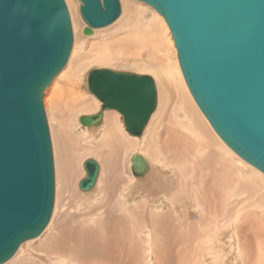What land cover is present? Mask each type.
<instances>
[{
    "label": "rangeland",
    "instance_id": "rangeland-1",
    "mask_svg": "<svg viewBox=\"0 0 264 264\" xmlns=\"http://www.w3.org/2000/svg\"><path fill=\"white\" fill-rule=\"evenodd\" d=\"M119 1L121 12L112 25L84 35L86 24L79 12L81 2L64 0L71 20L73 46L65 67L52 80L42 100L54 161L53 211L43 233L23 243L4 264H12L20 258L25 264H122L115 250L123 253L126 264H246L250 256L245 255V250L248 251L250 242L242 235L251 222H257V216L264 221V174L226 147L193 102L164 19L148 4L137 0ZM128 23L132 25L127 26ZM131 33L136 34L141 43L123 53L117 49L119 60L114 63L93 61L99 47L116 43L121 37L129 38ZM82 57L86 60L80 61ZM76 68V74L66 80V74ZM98 68L150 75L154 79L158 104L140 138L127 135L115 111L104 112L99 128H84L78 123L82 115L96 114L101 107L86 87L87 74ZM182 95L187 109L181 102ZM78 99L93 105L94 110L82 111ZM188 109L204 126L209 142L195 132L189 122ZM107 116L115 125L116 134L132 146L120 159L109 155L106 149L100 157L89 154L102 145ZM168 130L192 139L194 156L187 158L188 162L174 163V156L168 152L163 153L165 161L154 160L146 154L152 138V145L160 152L161 138ZM211 140L218 143L237 175L230 188L222 187L225 197L220 209L213 207L207 197L209 179L214 176L209 166ZM134 153L142 155L149 163V174L143 179L130 173L129 160ZM76 156L80 158L77 163ZM87 159L98 163L100 175L94 188L81 192L78 183L85 177L83 162ZM153 175L157 178L152 179ZM178 184V189L174 188ZM165 187L172 191L167 194ZM188 211L198 212L208 226ZM213 211L221 214L217 222L208 218L207 214ZM164 216L168 222L173 220L171 227L162 224ZM183 242H189V246L176 249ZM257 256L254 264H264L263 244L258 245Z\"/></svg>",
    "mask_w": 264,
    "mask_h": 264
},
{
    "label": "water",
    "instance_id": "water-1",
    "mask_svg": "<svg viewBox=\"0 0 264 264\" xmlns=\"http://www.w3.org/2000/svg\"><path fill=\"white\" fill-rule=\"evenodd\" d=\"M77 1L84 35L121 12L119 0ZM137 1L168 25L184 82L215 134L264 174V0ZM72 46L64 0H0V264L50 221L55 175L42 100ZM86 87L101 107L78 119L84 127H99L105 111H117L125 132L140 137L158 104L150 75L92 69ZM83 170L78 189L89 192L99 167L87 159ZM130 171L142 179L148 164L135 154Z\"/></svg>",
    "mask_w": 264,
    "mask_h": 264
},
{
    "label": "bare ground",
    "instance_id": "bare-ground-1",
    "mask_svg": "<svg viewBox=\"0 0 264 264\" xmlns=\"http://www.w3.org/2000/svg\"><path fill=\"white\" fill-rule=\"evenodd\" d=\"M163 18V17H162ZM76 22V21H75ZM131 23H128L127 26H129ZM132 25V24H131ZM168 27V25H167ZM100 29V28H99ZM169 29V28H168ZM170 32V31H169ZM131 37L126 38V37H121V39L117 40L116 43H109L108 45H104L103 47H99L98 51H97V58H95L93 61L95 63H114L115 61L120 59L119 55H116V51L117 49H119L120 52H125L127 51L129 48H131V46H135L138 43H141V41L137 38L138 36L136 34H132L131 33ZM172 35V34H171ZM173 39V38H172ZM111 56V57H110ZM85 61L86 57H82L80 59V61ZM79 61V63H80ZM91 61V60H90ZM66 65V64H65ZM65 67V66H64ZM63 67V68H64ZM63 70V69H62ZM61 70V71H62ZM76 69H73L71 72H69L68 74H66L65 79L68 80L70 78H72L75 74H76ZM181 70V69H180ZM60 71V73H61ZM59 73V74H60ZM58 74V75H59ZM88 75V74H87ZM183 77V76H182ZM184 80V79H183ZM53 82V81H52ZM51 82V83H52ZM51 83L47 86V88L51 85ZM186 85V84H185ZM47 88L45 90V92L47 91ZM188 88V87H187ZM44 92V94H45ZM190 93V92H189ZM191 95V94H190ZM94 97V96H93ZM181 97V102L184 104V107L186 108V98L185 96ZM44 98V95H43ZM192 98V97H191ZM79 100V99H78ZM193 100V99H192ZM81 101V102H80ZM194 102V101H193ZM189 104V103H188ZM196 104V103H195ZM197 105V104H196ZM78 106H83L82 111H86V112H91L94 110L93 105L90 104H85V102H83V100H79L78 101ZM188 107V106H187ZM190 107V106H189ZM198 107V106H197ZM157 108V107H156ZM187 109V108H186ZM117 112V111H116ZM159 112V111H158ZM98 113V112H97ZM96 113V114H97ZM202 114V113H201ZM94 115V114H92ZM120 115V114H119ZM187 115L189 118V122L191 125H193V128L195 130V132H197V134L199 135V137H201V139L203 138L206 142H209L210 138L208 136L207 131L205 130L204 126L202 127L200 124L199 119H197L194 115V113L192 112V110L188 109L187 111ZM203 115V114H202ZM204 116V115H203ZM205 118V117H204ZM111 118L109 116L106 117L105 119V128L102 132L103 134V140H102V145L99 146L100 149H98L96 152H89V154L93 155V156H103V150H107L109 155H113L114 157L120 159L121 155L126 154V152L131 151L132 150V146L130 144H128V142H126L124 139H122V137H120V135L116 134L115 132V125L112 122H109ZM206 119V118H205ZM120 120H121V116H120ZM207 120V119H206ZM207 122L209 123V121L207 120ZM123 123V122H122ZM102 124V123H101ZM100 124V125H101ZM149 124V123H148ZM99 125V126H100ZM210 125V123H209ZM124 126V125H123ZM84 127V126H83ZM147 127V126H146ZM211 127V125H210ZM85 128V127H84ZM87 128H95V127H87ZM99 128V127H96ZM192 127L190 129H193ZM212 129V127H211ZM125 130V128H124ZM145 130V129H144ZM180 130V128H179ZM178 130V131H179ZM213 130V129H212ZM185 131V130H184ZM144 132V131H143ZM175 131H169L168 133H165L163 138H161V142H160V152L156 151L153 144V138L150 141L151 146L149 145L147 147V150L145 151L146 154L150 157L153 158L154 160L157 161H165L163 157V153H171V155H173L174 157H172V161L174 163H186V161L188 162L187 158H192V155L194 152V143L192 142V139L186 137V138H182L179 137V135L174 133ZM214 132V131H213ZM215 133V132H214ZM143 134V133H142ZM141 134V136H142ZM128 135V134H127ZM216 135V134H215ZM129 136V135H128ZM140 136V137H141ZM187 135H184V137ZM217 136V135H216ZM130 137V136H129ZM140 137H136V138H140ZM134 138V137H131ZM219 138V136H218ZM221 139V138H219ZM208 140V141H207ZM160 141V140H159ZM222 141V139H221ZM212 142V140H211ZM223 142V141H222ZM224 143V142H223ZM200 144V143H199ZM218 144V143H217ZM216 143L212 142L209 143L208 145V151L211 154V159L212 162L209 164L210 166V171L214 172V176L210 177V182L208 184V190H207V197L208 199H210V202L212 203V205H214L213 207H219L220 204H222V199L225 197V195H223V186L225 187H229L232 183V181L234 180V178L236 179L237 175L234 174L233 170L231 169V166L229 165V163L226 161V158L223 156V152L220 150V146L217 145ZM225 144V143H224ZM204 145V144H203ZM226 145V144H225ZM207 146V145H206ZM227 147V146H226ZM206 148V147H205ZM228 148V147H227ZM229 149V148H228ZM230 150V149H229ZM197 151V150H196ZM231 151V150H230ZM233 153V152H232ZM138 154V153H134ZM76 155V154H75ZM140 155V154H139ZM225 155V154H224ZM236 155V154H235ZM133 156V155H132ZM131 156V157H132ZM142 156V155H140ZM194 156V155H193ZM77 157V156H76ZM143 157V156H142ZM145 159V161L148 164V171L146 172V175L143 177L145 178L149 173V163L147 161V159L145 157H143ZM80 158L77 157L76 158V163ZM131 159V158H130ZM93 160V159H92ZM74 161V160H73ZM85 162V161H84ZM83 162V163H84ZM130 163V160H129ZM171 163V162H170ZM98 164V163H97ZM172 165V164H171ZM184 166V165H183ZM99 167V165H98ZM71 168V167H69ZM209 169V167H208ZM100 170V169H99ZM69 171V170H68ZM131 173V171H130ZM85 174V172H84ZM99 174V173H98ZM86 175V174H85ZM100 175V174H99ZM211 176V175H210ZM99 177V176H98ZM134 177V176H133ZM142 178V179H143ZM157 178L155 175L152 176V179ZM251 178V177H249ZM206 179V178H205ZM254 179V178H251ZM151 180V179H150ZM98 181V178H97ZM235 181V180H234ZM97 183V182H96ZM154 182L152 181V184ZM181 184V182H179ZM174 187L177 188L179 187V185ZM234 184V183H233ZM96 185V184H95ZM253 187V186H252ZM94 188V187H93ZM230 188V187H229ZM167 194H169L172 189H167L166 187L163 188ZM205 189V187H204ZM90 191V190H89ZM206 192V191H205ZM205 194V193H204ZM228 199V198H227ZM203 200V199H202ZM226 200V198H225ZM227 201V200H226ZM208 202V204L210 203ZM204 203V202H203ZM197 205H199L197 203ZM210 205H208L209 207ZM222 206V205H221ZM214 208H212L213 210ZM220 209V207H219ZM198 210V209H197ZM188 213H191L192 217L197 219L199 222L203 221L202 223L204 225L208 226V223L204 221V218L201 219V217L199 216L198 212H190L188 211ZM187 213V214H188ZM220 213V212H219ZM219 213L217 214V212L213 211V212H209L208 218L212 219V220H217L221 217V214L219 215ZM185 215V214H184ZM223 215V214H222ZM175 216V215H174ZM258 218L256 219L257 222H251L246 230H243V235L242 238L244 237L245 239H247L248 242H250L249 247L247 248V250H245V255L247 254L248 256H250L249 261L246 262V264H254L257 260H258V256H257V247L259 244H263L264 245V221L260 220V216H257ZM163 218V216H162ZM222 218V217H221ZM165 221H163V225H165L167 228L171 227L173 225V220L171 219L168 222V219L165 218ZM186 219V218H185ZM177 220V219H176ZM172 221V222H171ZM186 221V220H185ZM161 222V221H160ZM49 223V222H48ZM182 223V222H181ZM48 225V224H47ZM170 225V226H169ZM176 225V224H174ZM211 225V224H210ZM47 228V227H46ZM45 228V229H46ZM182 227H180L179 229H181ZM176 229V228H175ZM182 230V229H181ZM180 230V231H181ZM184 231V230H183ZM43 233V232H42ZM41 233V234H42ZM182 234V233H181ZM236 234V233H235ZM239 235V234H238ZM182 236V235H181ZM189 236V235H188ZM237 236V235H236ZM38 238V237H37ZM239 237H236V239ZM241 238V237H240ZM179 239V238H178ZM31 241V240H30ZM188 241V240H187ZM191 241V240H190ZM193 241V240H192ZM28 242V241H26ZM200 242V241H199ZM248 242L245 244L246 246L248 245ZM25 243V242H24ZM173 243V242H172ZM183 242L180 246L176 247V249H180V247L185 246L188 247L189 246V242L186 243ZM257 243V245H256ZM23 244V243H22ZM22 244L20 245V247L22 246ZM174 244V243H173ZM173 244L171 245V250L173 249ZM19 247V248H20ZM18 248V249H19ZM259 249V248H258ZM115 250V255L117 257V259H119V261L122 262V264H126L127 261H125L124 259V255L123 253L120 251V253ZM174 251H176L174 249ZM177 252V251H176ZM17 253V252H16ZM15 253V254H16ZM12 264H25L24 259L20 258L18 259V261L12 263Z\"/></svg>",
    "mask_w": 264,
    "mask_h": 264
}]
</instances>
